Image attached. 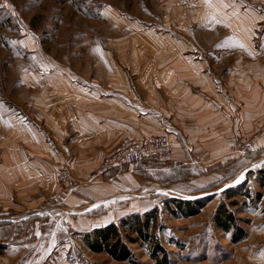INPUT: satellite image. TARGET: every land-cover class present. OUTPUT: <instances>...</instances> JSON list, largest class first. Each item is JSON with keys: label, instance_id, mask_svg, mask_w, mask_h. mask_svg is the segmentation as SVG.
<instances>
[{"label": "rangeland", "instance_id": "rangeland-1", "mask_svg": "<svg viewBox=\"0 0 264 264\" xmlns=\"http://www.w3.org/2000/svg\"><path fill=\"white\" fill-rule=\"evenodd\" d=\"M251 11L264 17V0H203L194 6L180 0H0V152L14 151L8 160L15 166L29 161L31 167H38L39 159H44L51 171L46 174L44 189L39 187L38 174L31 172L29 200L23 199L25 204L21 206L28 204L25 208L31 213H39L40 206L94 207L87 214L89 219L94 218L95 225L156 210L149 234L156 236L167 253L168 264H264V191L257 173L264 167V95L260 92L255 94L253 117H247L244 110L240 113L242 120L239 110L228 109L233 105L229 95H223L221 108L215 94L200 93L192 83L193 109L197 111L202 103L211 109L218 105L222 124L233 137L232 142L223 141L217 146L220 154L213 158L205 159L198 149L189 151V165L172 160L146 161L99 174L100 162L109 150L95 161L75 159L76 170L91 163L94 166L86 174L72 178L69 167L73 159L60 157V153H65L62 145H69L73 136L67 131L62 138L56 134L60 129L55 126L58 98L85 90L112 95V88H119V78L109 79L107 73L119 71L126 76L136 94V98L128 95L125 99L129 105L154 104L153 97L159 95L161 103L176 107V100L183 95L167 90L169 71H177L180 80L193 81L195 78H183L184 71L190 69L189 61L197 62L206 56L211 74L225 77L235 59L247 62L248 37L255 40L257 58L263 57L264 20L254 32L248 30ZM234 22L244 28H233ZM259 66H264V61ZM255 71L260 72L257 62ZM152 87L158 94L149 92ZM203 110L209 113L204 106ZM193 113L190 127H194V121H201L199 112ZM248 122L253 127L249 128ZM6 137L13 138L1 141ZM209 144L214 150L215 142ZM229 161L232 163L223 165ZM243 162H248L247 166L237 172L236 166ZM126 171L138 184L134 192L142 188L146 194L135 198L129 195L121 201L102 196L107 191L106 184ZM227 190H234L236 196L228 199ZM244 190H248L250 199L242 197ZM60 191L62 200L56 202ZM257 193L261 198L256 197ZM168 198L201 200L202 206L193 216L179 212L174 215L164 206ZM145 199L151 202H139ZM231 199L239 203L231 210L245 232V238L236 244L230 242L228 234L216 229L212 220L217 206ZM21 206L15 212L21 211ZM169 207L175 211L172 204ZM42 214L43 219L36 221L37 228L56 235L60 243L57 258L62 264L67 251L77 255L83 264H155L148 244L127 243L131 260L117 262L106 253H92L83 244L81 233ZM82 214L77 216L87 215Z\"/></svg>", "mask_w": 264, "mask_h": 264}, {"label": "crops", "instance_id": "crops-1", "mask_svg": "<svg viewBox=\"0 0 264 264\" xmlns=\"http://www.w3.org/2000/svg\"><path fill=\"white\" fill-rule=\"evenodd\" d=\"M238 8L234 7V9ZM250 14L251 18L247 26L249 27L248 30L252 29L254 32L264 17L254 11H251ZM231 26L237 27L238 24L234 22L231 23ZM237 28L244 27L238 26ZM245 43L248 54L246 65L242 60L235 59L225 77H221L220 74H211L206 56L197 62L189 61L190 69L184 71L183 78H195L193 81L180 80L177 71H169L166 75L170 79L169 82H166L167 90L173 94L183 95L182 98L180 96L181 100H176V107L161 103L159 95L153 97L154 104L144 103L145 105H143L138 102L129 105L125 99L128 98V95L136 98V94L126 76L119 71L106 75L109 79L119 78V88H112L115 91L112 95H105L101 90H85L70 95V97L62 96L60 100L58 98L56 103L60 104V108H57L55 112V126L60 129V133L56 132V134H60L63 138L69 131L73 136L68 141L69 145H62L65 153H60V157L65 156L73 159L69 167L71 169L69 170L70 177L84 175L94 166L91 163V165L80 166L76 170L74 167L75 159H92L95 161L94 159L101 158L126 137L142 138L158 134L166 135L172 144L173 163L180 162L189 165V156H191L189 151L195 149L203 151L202 156L205 159L220 154L217 146L223 141L231 140L232 142L231 130L225 129L227 126L222 124L223 115L218 105L217 108L211 109L206 103H202L197 111L195 108L193 109L190 97L191 85L193 83V86L198 87L200 93L215 94L221 108L223 95H229L233 105H230L228 109L233 111L236 108L239 110V114L245 110V115L252 118L251 112L255 109L253 103L256 98L255 94L260 92L264 95V66H259L260 61H264V55L259 59L257 58L255 40L252 37L246 38ZM262 43H264V39H262ZM255 62H257L260 72L255 71ZM218 79H222V81ZM148 83L151 84L153 81ZM171 86H173V90H170ZM149 92L153 95L158 94L156 87H152ZM44 106L47 105L44 104ZM203 106L208 108L209 113L206 114ZM193 111L199 112L198 116H200L201 121H194V127H190L191 122L189 120H191L192 115L195 116ZM210 112L214 114H210ZM240 118L243 120L241 114ZM251 124L250 122L247 123L249 128L253 127L250 126ZM67 127L70 129H66ZM12 138L6 137L1 141H10ZM247 140L249 141L248 138ZM209 142H215L213 144L214 150L210 149ZM263 145L264 143H262ZM40 147L46 156L45 144L40 145ZM212 151L216 153L212 155ZM13 154L15 153L12 150L0 152L1 160L6 159L0 161V207L3 209V215L0 217V246L3 247L0 253V264H62L57 258L56 248L60 246V243L58 245L56 235L54 233L48 235L44 230L37 228L36 221H41L42 216H44L42 212L49 216V220L63 221L67 224V228H74L79 234L105 224L95 225L94 218H88L87 211L94 209V207L84 208L67 205L41 208L42 206H40L39 213H31V210L25 208L28 204L21 206L25 204L22 203L25 201L23 199L29 200L30 189L28 186L32 181L31 172L38 174L42 183H39V187L44 189L46 187V174L50 169L44 159H39L38 167H31L29 161L20 162L19 166L11 165L8 158ZM17 154L16 156H18ZM54 155L57 156L56 153ZM21 164L23 165L20 166ZM248 169L249 166L243 172ZM24 174L25 177L22 176ZM21 184L23 187H20ZM24 184H26L27 189ZM106 185L107 191L102 196L109 195L107 199L112 201L128 199L129 195L135 198L145 193L142 188L139 192H134V187L138 184L130 171L120 172L114 180ZM144 189L146 191L147 187ZM61 196L62 191L59 192L56 202H59ZM139 202L147 203L151 200L145 199V201ZM19 205L22 208L21 211L15 212V208ZM81 213L87 215L78 217L77 215ZM31 221L32 223H29ZM31 225L34 227L33 230L30 229Z\"/></svg>", "mask_w": 264, "mask_h": 264}, {"label": "trees", "instance_id": "trees-1", "mask_svg": "<svg viewBox=\"0 0 264 264\" xmlns=\"http://www.w3.org/2000/svg\"><path fill=\"white\" fill-rule=\"evenodd\" d=\"M146 161H155L160 163L157 160L145 159L137 164ZM229 163H232V161L226 162L223 165H228ZM247 163L248 162H246V164ZM246 164L243 162V164H239L240 166L237 165V172L243 170L247 166ZM257 173L259 186L264 191V167L258 169ZM225 196H227L228 199L232 198L236 196V192L234 190H227L225 191ZM261 196L262 195L260 193H257L256 195L257 198H261ZM242 197L244 199H250V193L248 190H244L242 192ZM170 204L174 206L175 211L170 209ZM238 205V201L233 199L228 201V203H224L222 201L217 206L212 218L214 227L221 232L228 234L229 240L233 244H236L245 238V232L238 225L239 219L231 210L232 207H237ZM164 206L174 215L179 212L185 216H193L198 213L199 207L202 206V201H188L168 198L164 201ZM155 214L156 210H153L150 213H131L122 216L116 223L109 222L103 226L81 233L82 242L92 253H106L114 261L123 262L129 261L132 258V254L127 246V243L134 244L140 241L148 244L149 255L155 264H168L167 253L159 245L156 236L149 234V226L151 221L155 219ZM2 249L3 247L0 246V253L2 252Z\"/></svg>", "mask_w": 264, "mask_h": 264}, {"label": "built area", "instance_id": "built-area-1", "mask_svg": "<svg viewBox=\"0 0 264 264\" xmlns=\"http://www.w3.org/2000/svg\"><path fill=\"white\" fill-rule=\"evenodd\" d=\"M187 1L188 5L194 6L199 0H180L181 3ZM145 159L160 162L172 160V147L166 135L158 134L142 138H124L119 145L110 149L102 158L97 173H104L121 165H136ZM2 215L3 211L0 209V217ZM64 261L65 264H83L80 258L71 251L65 253Z\"/></svg>", "mask_w": 264, "mask_h": 264}, {"label": "snow or ice", "instance_id": "snow-or-ice-1", "mask_svg": "<svg viewBox=\"0 0 264 264\" xmlns=\"http://www.w3.org/2000/svg\"><path fill=\"white\" fill-rule=\"evenodd\" d=\"M5 7H7V5H5Z\"/></svg>", "mask_w": 264, "mask_h": 264}, {"label": "bare ground", "instance_id": "bare-ground-1", "mask_svg": "<svg viewBox=\"0 0 264 264\" xmlns=\"http://www.w3.org/2000/svg\"><path fill=\"white\" fill-rule=\"evenodd\" d=\"M199 1H202V0H199Z\"/></svg>", "mask_w": 264, "mask_h": 264}]
</instances>
